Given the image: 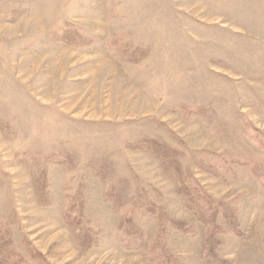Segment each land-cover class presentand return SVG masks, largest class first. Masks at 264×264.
<instances>
[{
  "label": "rangeland",
  "instance_id": "rangeland-1",
  "mask_svg": "<svg viewBox=\"0 0 264 264\" xmlns=\"http://www.w3.org/2000/svg\"><path fill=\"white\" fill-rule=\"evenodd\" d=\"M0 264H264V0H0Z\"/></svg>",
  "mask_w": 264,
  "mask_h": 264
},
{
  "label": "crops",
  "instance_id": "crops-1",
  "mask_svg": "<svg viewBox=\"0 0 264 264\" xmlns=\"http://www.w3.org/2000/svg\"><path fill=\"white\" fill-rule=\"evenodd\" d=\"M125 245H126V244H125ZM125 247H126V249H129V248H131V247L127 246V245H126ZM132 251H133V250H132Z\"/></svg>",
  "mask_w": 264,
  "mask_h": 264
}]
</instances>
